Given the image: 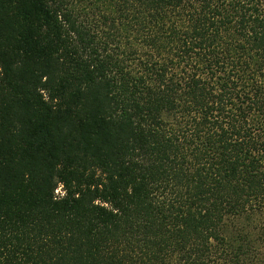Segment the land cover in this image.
<instances>
[{"label":"trees","instance_id":"obj_1","mask_svg":"<svg viewBox=\"0 0 264 264\" xmlns=\"http://www.w3.org/2000/svg\"><path fill=\"white\" fill-rule=\"evenodd\" d=\"M0 264H264V0H0Z\"/></svg>","mask_w":264,"mask_h":264},{"label":"rangeland","instance_id":"obj_2","mask_svg":"<svg viewBox=\"0 0 264 264\" xmlns=\"http://www.w3.org/2000/svg\"><path fill=\"white\" fill-rule=\"evenodd\" d=\"M55 194L57 195V196H61L62 195V189H61V187H58V189H57V191L55 192Z\"/></svg>","mask_w":264,"mask_h":264}]
</instances>
